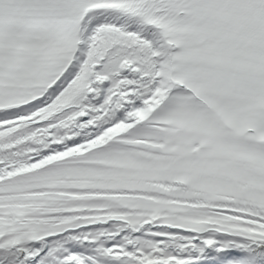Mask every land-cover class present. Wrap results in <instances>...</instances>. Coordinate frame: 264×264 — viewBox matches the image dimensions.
I'll return each instance as SVG.
<instances>
[{
	"label": "snow or ice",
	"instance_id": "snow-or-ice-1",
	"mask_svg": "<svg viewBox=\"0 0 264 264\" xmlns=\"http://www.w3.org/2000/svg\"><path fill=\"white\" fill-rule=\"evenodd\" d=\"M0 264H264V0H0Z\"/></svg>",
	"mask_w": 264,
	"mask_h": 264
}]
</instances>
